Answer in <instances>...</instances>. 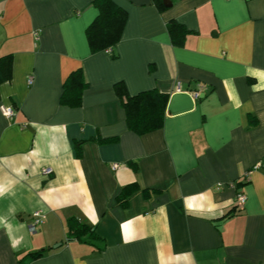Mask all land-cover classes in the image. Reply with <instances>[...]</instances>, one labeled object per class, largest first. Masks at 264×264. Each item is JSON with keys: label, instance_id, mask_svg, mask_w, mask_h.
I'll return each instance as SVG.
<instances>
[{"label": "crops", "instance_id": "1", "mask_svg": "<svg viewBox=\"0 0 264 264\" xmlns=\"http://www.w3.org/2000/svg\"><path fill=\"white\" fill-rule=\"evenodd\" d=\"M113 1L127 11L121 38L91 52V0H0V55L12 53L0 84V264H264V0L164 10ZM171 19L190 31L180 45ZM78 67L89 82L82 103L62 105ZM118 81L130 95L169 93L160 129L127 128ZM131 182L161 192L121 207ZM69 216L94 225L104 247L67 239Z\"/></svg>", "mask_w": 264, "mask_h": 264}, {"label": "trees", "instance_id": "2", "mask_svg": "<svg viewBox=\"0 0 264 264\" xmlns=\"http://www.w3.org/2000/svg\"><path fill=\"white\" fill-rule=\"evenodd\" d=\"M172 4L178 0H171ZM151 3L158 9L164 10L168 6L164 0H151ZM91 4L97 8L98 13L93 21L86 27V37L91 52L108 50L111 52L116 43L120 40L127 20V11L116 4L113 0H91ZM167 30L172 44L180 45L186 35L190 32L182 23L171 19L167 24ZM115 56V54H112ZM12 76V53L0 55V84L11 79ZM89 86V82L81 67L72 70L62 84L60 103L69 107H78L82 103V93ZM114 90L119 98L120 105L125 112L127 128L136 134H146L160 129L164 124L166 105L169 93L160 91L157 88L142 90L130 95L122 81L114 83ZM252 124L256 123L254 117ZM98 143L115 142L118 137L103 138L99 134L90 137ZM77 155H80L79 146ZM133 170L137 169L135 161H128ZM246 179V178H245ZM244 179L237 180L236 186L246 183ZM157 188H141L137 182L124 185L116 196V203L126 207L130 199L137 193H142L145 198L159 194ZM66 238L77 239L90 244L101 250L104 247L103 238L99 235L94 225L78 219L76 216H69L66 219ZM34 257L41 255L42 251L30 253Z\"/></svg>", "mask_w": 264, "mask_h": 264}, {"label": "built area", "instance_id": "3", "mask_svg": "<svg viewBox=\"0 0 264 264\" xmlns=\"http://www.w3.org/2000/svg\"><path fill=\"white\" fill-rule=\"evenodd\" d=\"M28 81L29 82H32V77H29ZM179 89H180V83L177 82V84H176V90H179ZM194 95L197 97L199 95V93L197 91H194ZM13 111L14 110H13L12 107H3L2 108V112L6 116L12 115L13 114ZM117 167H118L117 164H114L113 165V168H117ZM51 172H52V169L50 167H43L42 168V173L43 174H50ZM236 198H237V201H238L239 205L240 204H243L245 202V200H246V196H245V194L243 192H238ZM42 219H43V217H42V215H41L40 212H38V211L34 212L33 213V217H32V221H31V224L29 226L30 230L33 231L35 229V226L38 223L42 222Z\"/></svg>", "mask_w": 264, "mask_h": 264}, {"label": "water", "instance_id": "4", "mask_svg": "<svg viewBox=\"0 0 264 264\" xmlns=\"http://www.w3.org/2000/svg\"><path fill=\"white\" fill-rule=\"evenodd\" d=\"M164 3H165L168 7H170V6L172 5V1H171V0H164ZM57 245H60V243H58V244H56V245H54V246H57Z\"/></svg>", "mask_w": 264, "mask_h": 264}]
</instances>
